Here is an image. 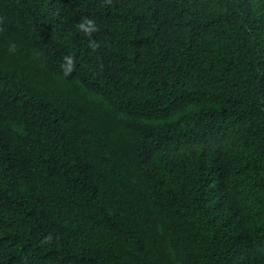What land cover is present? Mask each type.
I'll return each mask as SVG.
<instances>
[{
    "label": "trees",
    "instance_id": "obj_1",
    "mask_svg": "<svg viewBox=\"0 0 264 264\" xmlns=\"http://www.w3.org/2000/svg\"><path fill=\"white\" fill-rule=\"evenodd\" d=\"M14 19L0 264H264V0H29Z\"/></svg>",
    "mask_w": 264,
    "mask_h": 264
},
{
    "label": "clouds",
    "instance_id": "obj_2",
    "mask_svg": "<svg viewBox=\"0 0 264 264\" xmlns=\"http://www.w3.org/2000/svg\"><path fill=\"white\" fill-rule=\"evenodd\" d=\"M29 12V0H0V47L2 45V34L6 30L14 29L18 24L14 25L13 22L14 17L16 16H23L25 13ZM78 29L83 31L86 35L90 34L91 32L96 31L95 22L91 19H85L83 22L77 25ZM22 28V27H21ZM92 47H96V44L92 42ZM9 52L16 51V45L14 43L9 44L8 47ZM64 63L61 65L64 74L68 75L73 68V57L71 55H67L63 57ZM8 69L5 70L0 69V113L4 114L5 109L8 107L1 102V93L5 90H8ZM14 71V70H13ZM17 72H13L10 75V80L15 83V77ZM18 79V78H17ZM16 84V83H15ZM51 237H46V239H50Z\"/></svg>",
    "mask_w": 264,
    "mask_h": 264
}]
</instances>
